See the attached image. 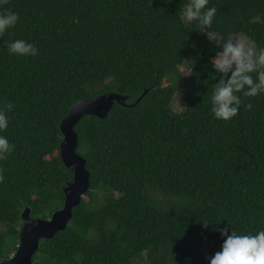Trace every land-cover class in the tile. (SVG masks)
<instances>
[{
  "label": "trees",
  "instance_id": "1",
  "mask_svg": "<svg viewBox=\"0 0 264 264\" xmlns=\"http://www.w3.org/2000/svg\"><path fill=\"white\" fill-rule=\"evenodd\" d=\"M188 2L0 3L19 16L0 35V109L8 117L0 135L14 145L0 159V258L16 252L25 208L49 219L63 207L73 172L60 156V123L76 101L105 93L124 104L74 127L90 171L88 200L65 230L40 240L34 264H210L234 230L264 229V93L238 92L229 120L210 111L213 88L231 75L211 61L229 33L264 47V0H209V26L182 19ZM258 13L262 22H250ZM16 39L37 54L10 53ZM183 66L192 72L186 78Z\"/></svg>",
  "mask_w": 264,
  "mask_h": 264
},
{
  "label": "clouds",
  "instance_id": "2",
  "mask_svg": "<svg viewBox=\"0 0 264 264\" xmlns=\"http://www.w3.org/2000/svg\"><path fill=\"white\" fill-rule=\"evenodd\" d=\"M4 0H0L3 3ZM209 0H189L182 9L184 21L198 20L199 24L209 26L216 13V7H208ZM19 16L11 10L0 11V35L6 29L16 25ZM250 22L261 23L260 14L250 18ZM231 36L232 33H229ZM8 51L18 56H34L37 48L23 39H16L8 44ZM218 72L231 75L226 80L221 79L215 85L210 96L213 116L221 120L234 117L241 104V97L256 96L264 93V47L257 48L251 41L237 37L235 43L231 40L223 44L222 51L211 61ZM234 66V67H233ZM252 73H255V80ZM251 104L245 105L251 108ZM11 107V105H7ZM8 117L0 109V130L7 128ZM14 145L10 144L7 137L0 135V159L11 152ZM224 230H222L223 233ZM210 264H264V229L253 234H237L234 230L224 240L221 250L210 258Z\"/></svg>",
  "mask_w": 264,
  "mask_h": 264
},
{
  "label": "water",
  "instance_id": "3",
  "mask_svg": "<svg viewBox=\"0 0 264 264\" xmlns=\"http://www.w3.org/2000/svg\"><path fill=\"white\" fill-rule=\"evenodd\" d=\"M125 99L117 93H105L95 99L76 101L71 106L60 123L63 135L60 142V156L66 168L73 172V180L62 185L65 196L63 207L55 211L49 219L32 218L31 210L25 208L21 214L22 225L19 230L20 241L17 250L9 258H0V264H34L33 258L40 248V240L50 239L58 231L67 228L73 216V209L81 204L91 186L86 159L77 152L79 141L74 127L84 115H93L99 119L106 118L114 104H124Z\"/></svg>",
  "mask_w": 264,
  "mask_h": 264
},
{
  "label": "rangeland",
  "instance_id": "4",
  "mask_svg": "<svg viewBox=\"0 0 264 264\" xmlns=\"http://www.w3.org/2000/svg\"><path fill=\"white\" fill-rule=\"evenodd\" d=\"M211 37H212L214 40H218V37H217V36L211 35ZM237 37L243 38V39H245L246 41H251L247 36L242 35V34H238V35L230 36V37L227 39V41H228V40H231L233 43H235ZM251 42H252V41H251ZM252 43H253V42H252ZM254 45H255V44H254ZM255 46H256V45H255ZM189 65H190V64H189ZM189 69H190V68H189L188 66H183V67H181L180 72L182 73V76H183L184 78H186V77H188L189 75L192 74V72H190ZM181 100H182V99H181L180 94H176V95H175V100H174V102H173V104H172L174 110H176V111H180V110L183 109V102H182ZM84 199H85L86 201L88 200L87 197H84ZM201 252H202V253H206V249L203 248V249L201 250ZM211 257H212V256H209V257H208V260H210Z\"/></svg>",
  "mask_w": 264,
  "mask_h": 264
}]
</instances>
